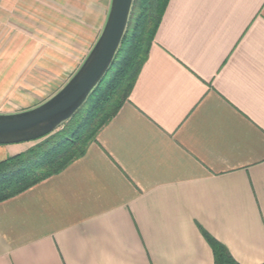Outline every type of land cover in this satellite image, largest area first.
I'll return each instance as SVG.
<instances>
[{
	"label": "crops",
	"instance_id": "crops-1",
	"mask_svg": "<svg viewBox=\"0 0 264 264\" xmlns=\"http://www.w3.org/2000/svg\"><path fill=\"white\" fill-rule=\"evenodd\" d=\"M199 228L264 263V0H169L95 142L0 203V264H213Z\"/></svg>",
	"mask_w": 264,
	"mask_h": 264
},
{
	"label": "rangeland",
	"instance_id": "rangeland-1",
	"mask_svg": "<svg viewBox=\"0 0 264 264\" xmlns=\"http://www.w3.org/2000/svg\"><path fill=\"white\" fill-rule=\"evenodd\" d=\"M110 1L0 0V115L35 108L69 81L97 41Z\"/></svg>",
	"mask_w": 264,
	"mask_h": 264
},
{
	"label": "trees",
	"instance_id": "trees-1",
	"mask_svg": "<svg viewBox=\"0 0 264 264\" xmlns=\"http://www.w3.org/2000/svg\"><path fill=\"white\" fill-rule=\"evenodd\" d=\"M168 2L133 0L125 34L111 66L82 107L31 148L0 161V203L58 174L85 154L98 131L128 101ZM199 232L211 249L213 264H238L222 244L203 229L199 228Z\"/></svg>",
	"mask_w": 264,
	"mask_h": 264
},
{
	"label": "water",
	"instance_id": "water-1",
	"mask_svg": "<svg viewBox=\"0 0 264 264\" xmlns=\"http://www.w3.org/2000/svg\"><path fill=\"white\" fill-rule=\"evenodd\" d=\"M133 0H111L103 29L89 54L69 79L41 105L0 115V145L35 142L69 120L109 70L125 34Z\"/></svg>",
	"mask_w": 264,
	"mask_h": 264
}]
</instances>
